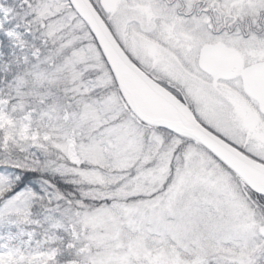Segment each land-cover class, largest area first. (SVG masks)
Instances as JSON below:
<instances>
[{"label":"snow or ice","instance_id":"obj_1","mask_svg":"<svg viewBox=\"0 0 264 264\" xmlns=\"http://www.w3.org/2000/svg\"><path fill=\"white\" fill-rule=\"evenodd\" d=\"M0 264H264V0H0Z\"/></svg>","mask_w":264,"mask_h":264}]
</instances>
